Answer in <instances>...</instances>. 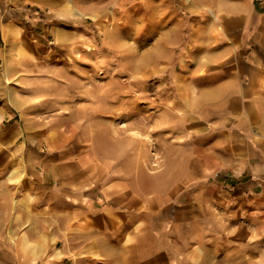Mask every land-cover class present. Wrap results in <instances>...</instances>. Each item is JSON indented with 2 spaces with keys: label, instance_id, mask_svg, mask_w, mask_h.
<instances>
[{
  "label": "rangeland",
  "instance_id": "1",
  "mask_svg": "<svg viewBox=\"0 0 264 264\" xmlns=\"http://www.w3.org/2000/svg\"><path fill=\"white\" fill-rule=\"evenodd\" d=\"M238 1L0 0V264H116L108 238L118 264H264V187L205 165L194 143L215 132L177 126L191 9ZM254 7L250 23L264 22V0ZM32 146L47 167L34 217L19 198ZM61 165L76 175L63 189ZM96 230L105 257L81 237ZM169 237L186 255L160 250Z\"/></svg>",
  "mask_w": 264,
  "mask_h": 264
},
{
  "label": "crops",
  "instance_id": "2",
  "mask_svg": "<svg viewBox=\"0 0 264 264\" xmlns=\"http://www.w3.org/2000/svg\"><path fill=\"white\" fill-rule=\"evenodd\" d=\"M254 1L243 0L242 3L238 1L235 6L227 3L218 6L209 4L196 10L191 9L196 15L192 24L190 44L192 55L185 56L183 60L184 63L190 62L191 66L186 69L188 72L173 78L178 98L176 105L183 113L178 120L181 123L177 124L179 129L182 132L187 131V136L202 133L203 136H200L202 139L209 133L208 131L215 132L216 136L211 141L208 140L206 144L200 142L202 146L194 143V148L197 150L201 148L198 152L203 155V159H207L205 165L209 168L215 166L218 169L222 168L221 170L235 169L240 176L251 177L248 181H252L245 185L250 190L255 187L258 190L259 186L264 187V22L250 23L252 15L256 13ZM81 13L85 14L79 12L80 15ZM215 14L219 15L218 18ZM41 157V153L33 146L24 152L30 179L20 191L19 198L20 205L26 209L30 217L37 214L40 184L47 168H42L41 172L36 167L38 165L36 162ZM65 168L61 165V168L57 169L56 176L60 189L73 184L76 180L74 170ZM221 175L219 171L215 176ZM83 176L85 178L80 179L76 186L87 182V172ZM83 201L91 205H83ZM74 205L76 212L87 213L92 203L83 199L79 205L77 203ZM105 216L108 217L106 214ZM96 220L107 225L103 217ZM81 237L87 241L86 250L92 249L90 242L95 240L100 246L101 256L107 255L109 248L104 247L105 233L96 230L83 233ZM108 239L113 245L116 240L118 264L121 251L117 242L119 238ZM180 239L177 241L170 237L166 238L161 242L160 250L170 248L171 250H168L171 252L170 255L177 257L170 246L173 242L181 254L186 255L185 242ZM127 246L126 259L131 260L128 255H136V244L129 243ZM192 247L190 246L188 250ZM194 252L197 254L196 250Z\"/></svg>",
  "mask_w": 264,
  "mask_h": 264
},
{
  "label": "bare ground",
  "instance_id": "3",
  "mask_svg": "<svg viewBox=\"0 0 264 264\" xmlns=\"http://www.w3.org/2000/svg\"><path fill=\"white\" fill-rule=\"evenodd\" d=\"M82 14V13H81ZM216 18H217V16H216ZM147 176H150V175H147ZM219 190V189H218Z\"/></svg>",
  "mask_w": 264,
  "mask_h": 264
}]
</instances>
